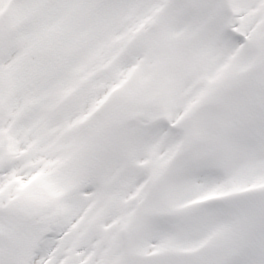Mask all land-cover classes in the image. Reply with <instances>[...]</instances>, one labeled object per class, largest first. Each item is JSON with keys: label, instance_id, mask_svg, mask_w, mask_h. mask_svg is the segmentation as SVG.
I'll use <instances>...</instances> for the list:
<instances>
[{"label": "snow or ice", "instance_id": "obj_1", "mask_svg": "<svg viewBox=\"0 0 264 264\" xmlns=\"http://www.w3.org/2000/svg\"><path fill=\"white\" fill-rule=\"evenodd\" d=\"M0 264H264V0H0Z\"/></svg>", "mask_w": 264, "mask_h": 264}]
</instances>
